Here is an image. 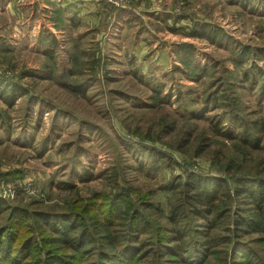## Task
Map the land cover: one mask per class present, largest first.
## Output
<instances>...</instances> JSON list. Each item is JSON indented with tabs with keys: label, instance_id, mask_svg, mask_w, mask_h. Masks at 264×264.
I'll return each mask as SVG.
<instances>
[{
	"label": "rangeland",
	"instance_id": "374dc122",
	"mask_svg": "<svg viewBox=\"0 0 264 264\" xmlns=\"http://www.w3.org/2000/svg\"><path fill=\"white\" fill-rule=\"evenodd\" d=\"M28 1L13 2L14 17L0 14V230L8 207H81L93 218L94 244L66 264H88L119 236L93 227L118 193L115 184L131 189L149 233L141 239L152 244L169 237L166 181L196 175L224 180L232 191L236 178L264 179V131L257 150L216 135L264 125V0H43V24L31 34ZM70 81L72 90L63 86ZM153 148L172 163L155 175L137 173L136 161L148 162L143 150ZM245 204L231 201L230 230L215 232L230 235L231 247L238 241L232 218L253 214ZM32 238L29 264H51L48 247ZM251 247L264 261V245ZM144 256L139 264L155 261L149 250ZM223 256L206 264H231Z\"/></svg>",
	"mask_w": 264,
	"mask_h": 264
},
{
	"label": "trees",
	"instance_id": "16d2710c",
	"mask_svg": "<svg viewBox=\"0 0 264 264\" xmlns=\"http://www.w3.org/2000/svg\"><path fill=\"white\" fill-rule=\"evenodd\" d=\"M46 59L50 61L49 58ZM45 73L48 74V71ZM67 75L74 76L70 72ZM72 83L73 81H70L68 85L63 86L72 90ZM10 96L12 97L13 94ZM10 103L11 101L9 105ZM256 123L253 122L250 126L245 123V127L235 134L218 130L216 135L257 150L258 135L264 131V125L258 128ZM186 144L187 141L183 146ZM204 147L203 145L199 148L194 157L200 156L205 151ZM146 152L149 153L148 162L137 160V173L155 175L160 171L161 163L166 165L172 163L169 154L157 151L155 148L143 150V153ZM234 152L241 154L239 147H235ZM174 178L161 186L170 197L165 215L169 226L167 232L169 237L162 240L154 238L152 244L141 239L149 233L145 228L146 221L140 219L139 208L131 201V189L115 184L112 187L116 188L118 193L112 195L109 204L99 209L101 218L93 227L95 232L103 229L108 232L114 228L116 229L114 233L119 236L113 238L110 248L103 246L105 249L102 247V252L100 250L96 254L98 258L88 264H139L147 250L155 256L153 264H206L210 256L218 263L221 260L217 258L220 253L225 255L223 257H229L231 264H264V261L260 260L256 254V250L251 247V245H264V179L251 176L236 178L232 181L231 191L224 180H210L190 175L185 182L181 183L176 182L177 179ZM234 200L240 202V205L241 201H244L246 203L244 206L248 209L252 208L253 214L250 216L238 214L232 218L233 230L236 232L238 241L231 247L230 235L216 236L215 232L230 230L227 227L230 202ZM151 207L150 204L146 207L140 206L141 209H151ZM73 208L66 211L47 208L34 213L22 207L6 208L10 212L7 217L8 222L0 230V264H7L8 259L29 264L33 250L37 247L32 238L33 235L40 237L39 245L48 247L43 252L46 257L50 256L47 259H50L51 264H66L67 259L72 256L84 257L86 254H83V249L94 244L93 234L89 230L93 218H88L87 212L81 207ZM155 211H159L157 206ZM24 229L29 231L30 238L16 243V236L18 237ZM247 234H260L263 240L259 242L260 244L254 242L250 245L241 238ZM90 238L92 239L87 243ZM222 245L228 247L227 251L218 252L215 255ZM111 249L114 251H110ZM93 251L96 250L93 249ZM55 252L59 254L52 255ZM253 258L259 261L254 263ZM150 261L148 264H151Z\"/></svg>",
	"mask_w": 264,
	"mask_h": 264
},
{
	"label": "crops",
	"instance_id": "0c3cea01",
	"mask_svg": "<svg viewBox=\"0 0 264 264\" xmlns=\"http://www.w3.org/2000/svg\"><path fill=\"white\" fill-rule=\"evenodd\" d=\"M15 1L18 2V3L23 4L27 0H2L0 2V14L13 16L14 13L16 12V11L15 12L12 11L13 10L12 5H13V2H15ZM28 4H29V6H31V7H33L35 9V16H34L35 19H34L33 22L32 21L30 22L31 23L30 34H31V33L35 32L36 29H39L40 30L41 24H43V19L38 20V16H41V15H38L39 14L38 13V9L40 11H42V10L45 9V6L43 5V0H29L28 1ZM60 7H64V6L63 5H60L59 8L56 6V8H54L55 10L53 9V14H55V16L57 14V11L60 10V9H62ZM17 12H18V10H17ZM19 14H21V13H19ZM36 41H37V39H36Z\"/></svg>",
	"mask_w": 264,
	"mask_h": 264
}]
</instances>
